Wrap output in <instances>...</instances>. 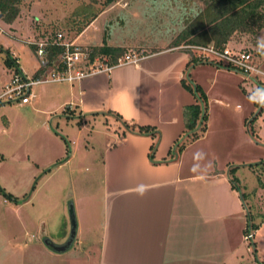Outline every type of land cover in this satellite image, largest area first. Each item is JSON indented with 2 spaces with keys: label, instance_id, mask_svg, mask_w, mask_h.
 <instances>
[{
  "label": "crops",
  "instance_id": "0c3cea01",
  "mask_svg": "<svg viewBox=\"0 0 264 264\" xmlns=\"http://www.w3.org/2000/svg\"><path fill=\"white\" fill-rule=\"evenodd\" d=\"M97 16L69 40L74 47L132 50V45L77 40ZM31 20L40 25L38 17ZM13 24L7 26L15 36ZM39 25L31 23L29 33ZM140 53L136 65H113L50 89L47 105L52 112L60 110L58 118L81 124L83 152L93 165L88 179L95 189L85 185L76 200L72 244L87 242L86 264H229L237 256L227 251V239L230 234L243 239V228L228 234L227 217L235 203L227 189V139L210 134L209 104L219 105L218 99L227 97L245 119L256 109L259 90L237 73L198 62L188 51ZM39 67L33 77L43 72ZM194 86L205 97V129L197 139H187L173 160L174 143L188 134L183 111L197 104L190 91ZM144 129L149 133H136ZM199 141L202 146L192 153L190 147Z\"/></svg>",
  "mask_w": 264,
  "mask_h": 264
},
{
  "label": "rangeland",
  "instance_id": "374dc122",
  "mask_svg": "<svg viewBox=\"0 0 264 264\" xmlns=\"http://www.w3.org/2000/svg\"><path fill=\"white\" fill-rule=\"evenodd\" d=\"M200 9L199 0H116L105 9L101 7V0H22L20 13L12 25L15 36L0 20V93L2 85L16 71L29 79L33 77L39 63L29 48V41L37 31L60 32L70 40L91 16L98 15L77 40L132 45L129 52L139 54L140 50L168 49ZM32 16L40 22L34 34L29 33ZM226 47L232 52H249L264 72V28L254 37L237 33ZM92 49L86 47L84 51L90 53ZM174 50L187 51L180 46ZM240 78L255 87L260 83L259 79ZM64 84L33 86L31 92L35 98L25 105L0 100V264H86V241L71 244L65 252L57 254L45 244L47 241L60 245L66 241L70 232L68 207H72L76 226L74 206L79 203L76 200L81 198V190L85 185L95 189V182L88 179L93 165L83 152L86 133L78 131L81 124L58 118L60 110L52 112L47 105L50 89ZM258 90L261 97L259 87ZM218 101L219 105L212 100L209 104L210 134L227 139V189L232 192L236 205L230 208L227 217L228 234L242 227L244 238L247 223L256 226L255 230H249L253 235L251 240L230 234L227 251H236L237 260L232 257L228 263L264 264V188H261L264 185V111L258 110L255 104L257 116L252 118L253 111L244 119L242 110L235 112V101L231 104L227 97ZM87 128L93 129L89 125ZM215 136L211 139L215 140ZM202 144L199 141L190 151L193 153ZM222 148H216L215 152L221 155ZM172 156L173 160L177 158L174 150Z\"/></svg>",
  "mask_w": 264,
  "mask_h": 264
},
{
  "label": "trees",
  "instance_id": "16d2710c",
  "mask_svg": "<svg viewBox=\"0 0 264 264\" xmlns=\"http://www.w3.org/2000/svg\"><path fill=\"white\" fill-rule=\"evenodd\" d=\"M21 2L22 0H0V20L7 25L13 23L20 13ZM115 2L116 0H101V7L105 9ZM199 2L202 4V9L174 37L168 48L212 44L215 49H223L237 33L254 37L264 28V0H199ZM94 16H91V19ZM31 23L38 26L34 20H31ZM54 33L53 31H37L34 34V39H44L47 36V40L51 41ZM29 48L34 53V47L30 46ZM60 52L61 49L56 46L46 48L47 62L55 60ZM124 54L123 48L100 46L93 48L88 58L90 61L96 56L106 58L108 65L113 66ZM37 74H39L38 71ZM193 88L190 91L197 104L189 106L183 111L184 128L188 134L183 141L174 143L173 149L176 156L181 152L185 141L197 139L205 129V97L197 86ZM115 118L119 121L117 116ZM146 130H138L136 133H149ZM231 183L234 186L232 181ZM261 188H264V185H261ZM240 199L241 201L243 199L241 195ZM262 221H264V217ZM255 229V225L247 223V229L243 233L245 235L249 230Z\"/></svg>",
  "mask_w": 264,
  "mask_h": 264
},
{
  "label": "built area",
  "instance_id": "2783aa9c",
  "mask_svg": "<svg viewBox=\"0 0 264 264\" xmlns=\"http://www.w3.org/2000/svg\"><path fill=\"white\" fill-rule=\"evenodd\" d=\"M53 36L51 41L47 40V36L44 39L29 41L30 45L34 47V56L43 72L29 79L16 71L2 85L0 100L6 103L25 105L35 97L31 92L33 86L46 83H72L96 73L109 71L111 66L108 65L106 58L96 56L90 61L88 58L89 52L74 47L69 40L65 39L64 34L55 32ZM51 46L60 48L61 52L55 60L47 62L46 48ZM180 49L189 51L197 60H205L220 65L228 71L239 74L244 79H259L260 83H257L256 87L260 88L261 97L257 101V109L264 111V72L254 63V59L249 52H232L227 47L215 49L211 45L180 46ZM141 56V53H125L117 60L115 65H136ZM252 236V233L248 232L243 239L245 241L251 240Z\"/></svg>",
  "mask_w": 264,
  "mask_h": 264
},
{
  "label": "water",
  "instance_id": "95a60500",
  "mask_svg": "<svg viewBox=\"0 0 264 264\" xmlns=\"http://www.w3.org/2000/svg\"><path fill=\"white\" fill-rule=\"evenodd\" d=\"M68 212H69V218H70V232H69V235H68L66 241L60 245H56V244H53L51 242L45 241L47 248L54 253H63L72 244V241H73V238L75 235V220L73 217V210H72L71 205L68 207Z\"/></svg>",
  "mask_w": 264,
  "mask_h": 264
}]
</instances>
